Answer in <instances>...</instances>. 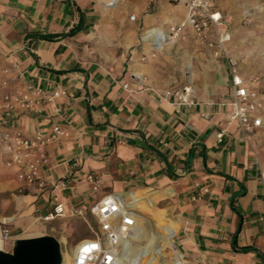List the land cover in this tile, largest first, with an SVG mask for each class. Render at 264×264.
<instances>
[{
  "label": "crops",
  "instance_id": "0c3cea01",
  "mask_svg": "<svg viewBox=\"0 0 264 264\" xmlns=\"http://www.w3.org/2000/svg\"><path fill=\"white\" fill-rule=\"evenodd\" d=\"M210 6L225 18V47L239 73L259 77L250 86L261 103L254 114L262 125L248 140L227 123L232 92L226 60L190 28L171 42L145 37L149 29L165 34L183 20L184 5L0 0V76L9 68L12 79L22 73L13 85L65 91L40 116L24 112L9 123L0 112V132L47 131L53 123L65 130L41 169L44 191L20 182L0 156V191L17 189L27 202L17 226L59 203L85 206L91 214L109 193L138 206L141 192L172 217L173 243L187 264H264V0H210ZM247 9L256 14L253 25L244 21ZM187 85L193 105L164 97ZM88 173L99 179L98 188L88 183ZM59 179L65 189L51 185Z\"/></svg>",
  "mask_w": 264,
  "mask_h": 264
},
{
  "label": "built area",
  "instance_id": "2783aa9c",
  "mask_svg": "<svg viewBox=\"0 0 264 264\" xmlns=\"http://www.w3.org/2000/svg\"><path fill=\"white\" fill-rule=\"evenodd\" d=\"M171 1L186 7L184 19L170 24L165 34L152 28L146 31L145 37H152L154 43L171 42L182 38L185 29L190 28L208 48L214 49L222 56L228 65L232 92V99L229 102L232 111L227 115V123L234 122L242 136L248 140L262 125L261 118L254 114L261 103L255 99L256 94L250 86L259 77L249 79L239 73L236 59L229 55L225 47L226 36L222 31L225 18L218 10L211 8L210 0ZM129 18L133 20L134 15H130ZM11 75V70L4 68L0 76V89H2L0 112L3 119L9 123L16 115L24 112H32L40 116L45 105L55 106L56 100L65 95V91L60 88L46 90L27 82L13 85L11 81L21 79L22 73L17 71L13 79ZM168 96L174 97L179 104L195 103L190 85L173 91L166 90L164 97ZM224 131L221 129L217 133L218 140L222 138ZM64 133V128L58 123H53L47 131L34 130L31 133H24L18 128L6 129L0 132V156L6 167L16 169V178L20 182L32 185L38 191H44L48 183L41 176V169L50 161L49 148ZM86 179L94 188L99 187V179L93 173H88ZM260 183L264 195V173H261ZM51 185L62 190L66 188L67 183L64 179H59ZM202 190L207 192V189ZM192 198L194 199V196ZM130 200L119 193H109L103 195L90 207V213L96 218L98 226L95 230L91 229L88 236L81 238L75 244L71 264H122L121 243L133 233L134 213H137L136 209L128 206ZM86 210L85 206L65 209L59 203L43 219L51 220L65 215L84 217ZM0 233L4 239L9 237L6 229ZM172 238V247L177 250ZM170 264L187 263L179 253Z\"/></svg>",
  "mask_w": 264,
  "mask_h": 264
},
{
  "label": "rangeland",
  "instance_id": "374dc122",
  "mask_svg": "<svg viewBox=\"0 0 264 264\" xmlns=\"http://www.w3.org/2000/svg\"><path fill=\"white\" fill-rule=\"evenodd\" d=\"M239 7H236L238 9ZM243 10V9H241ZM246 11V10H245ZM255 12L247 9L244 21L247 25L255 22ZM264 17V16H263ZM264 34V31L262 32ZM264 72V71H263ZM21 192L17 189L0 191V232L3 229L8 231V238L0 237L4 240V248L11 249L12 241L16 238L32 237L31 235H52L61 244L62 264L71 257L75 244L89 235L91 229L98 226L96 218L92 214H85L84 217L78 215H65L55 217L51 220H44L31 215V223L23 222L17 226L16 221L21 216V208L27 204L21 201ZM140 204L134 206L137 213H134L135 227L132 234L121 245L122 264H167L169 257H159V250L165 245L172 246L171 238L175 234L176 228L172 217H168L166 210L161 207L163 204L156 203L152 197L138 192ZM18 227V228H16ZM46 233V234H45ZM127 244V245H126ZM166 252H170L166 248ZM174 254L171 259H174Z\"/></svg>",
  "mask_w": 264,
  "mask_h": 264
},
{
  "label": "water",
  "instance_id": "95a60500",
  "mask_svg": "<svg viewBox=\"0 0 264 264\" xmlns=\"http://www.w3.org/2000/svg\"><path fill=\"white\" fill-rule=\"evenodd\" d=\"M61 244L52 235L16 238L10 251L0 237V264H61Z\"/></svg>",
  "mask_w": 264,
  "mask_h": 264
},
{
  "label": "bare ground",
  "instance_id": "6f19581e",
  "mask_svg": "<svg viewBox=\"0 0 264 264\" xmlns=\"http://www.w3.org/2000/svg\"><path fill=\"white\" fill-rule=\"evenodd\" d=\"M129 237V236H128ZM128 239V238H127ZM126 239V240H127ZM126 240H124V241H122V243H121V245L126 241ZM127 245V244H126ZM170 248V252L168 253V252H166V248ZM73 252H74V250L72 251V254H73ZM159 252H160V255H159V257H161V258H165V257H169V260H167V264H170L174 259H171V256H173L174 254L175 255H178L179 254V252L177 251V250H175L172 246H170V245H165L164 247H162L160 250H159ZM122 254V253H121ZM174 258H175V256H174ZM71 261H72V255H71V257L70 258H68L67 260H66V263L65 264H71Z\"/></svg>",
  "mask_w": 264,
  "mask_h": 264
},
{
  "label": "trees",
  "instance_id": "16d2710c",
  "mask_svg": "<svg viewBox=\"0 0 264 264\" xmlns=\"http://www.w3.org/2000/svg\"><path fill=\"white\" fill-rule=\"evenodd\" d=\"M90 234V233H89Z\"/></svg>",
  "mask_w": 264,
  "mask_h": 264
}]
</instances>
